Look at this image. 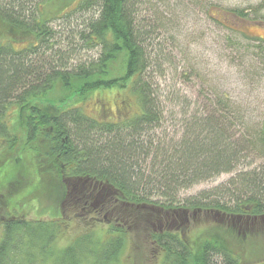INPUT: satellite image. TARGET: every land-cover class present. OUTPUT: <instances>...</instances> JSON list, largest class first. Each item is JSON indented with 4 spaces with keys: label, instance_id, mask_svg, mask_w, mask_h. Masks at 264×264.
I'll return each mask as SVG.
<instances>
[{
    "label": "trees",
    "instance_id": "1",
    "mask_svg": "<svg viewBox=\"0 0 264 264\" xmlns=\"http://www.w3.org/2000/svg\"><path fill=\"white\" fill-rule=\"evenodd\" d=\"M53 1L0 0V24L13 33L0 38V204L7 209L0 216V264H42L54 253L58 264H111L135 236L150 237L164 264H244L213 236L197 246L179 230L178 216L187 222L189 209L204 210L221 215L212 231L240 232L235 220L248 229L264 215V167L240 174L231 180L236 189L228 184L212 199L202 193L181 200L179 192L234 171L247 154H264V127L240 132L241 111L224 95L215 101L217 109L188 120L179 141L156 142L149 132L163 121L165 107L147 80L153 31L137 14L140 0H73L63 14L49 17ZM79 11L90 13L71 28L69 39L80 37L98 48V56L70 67L51 23ZM225 12L249 16L244 9ZM253 18L260 20L257 13ZM118 63L122 74L115 75ZM58 86L72 96L49 100ZM114 88L136 96L131 114L114 120L84 111L82 104L94 92ZM26 153L42 185L56 193L51 219L25 212L24 196L37 188L17 158ZM226 196L236 202L223 201ZM66 211L80 221L95 214L93 221L106 222L113 238L96 248L101 239L83 234L57 249L69 221ZM166 213L170 221L162 228Z\"/></svg>",
    "mask_w": 264,
    "mask_h": 264
},
{
    "label": "rangeland",
    "instance_id": "2",
    "mask_svg": "<svg viewBox=\"0 0 264 264\" xmlns=\"http://www.w3.org/2000/svg\"><path fill=\"white\" fill-rule=\"evenodd\" d=\"M72 1L54 0L47 8V15L54 17L63 14V11L72 6L73 3L69 5ZM137 9L140 19L148 23L153 31L147 43L151 60L147 80L152 83L165 107L163 121L149 132L156 142L167 146L179 141L185 133L188 120L217 109L215 101L224 95L241 111L243 123L238 125L240 132L244 131V128L263 129L264 0H140ZM229 9H244L249 16L248 18L233 16L225 12ZM89 13L75 12L72 18L55 19L51 23L57 33L60 49L68 50L70 67L78 65L80 61L89 62L98 56V48L85 45L80 37L72 36L69 39L73 32L71 28L80 25ZM256 13L260 20L253 18ZM12 37L13 33L0 24V38ZM119 63L116 65L115 75L122 74ZM70 96L71 93L58 86L50 93L48 99L60 102ZM136 102V96L130 91L114 88L94 92L82 106L91 116L117 120L124 114H131L132 106H135ZM17 121L21 133L22 120H18L17 117ZM22 157L25 160L20 154L17 155L25 165L24 171H28L30 180L37 186L28 194L25 192L30 191L32 185L22 192L25 194L23 199L27 204L25 212L30 218L51 219L56 215L54 200L56 193L42 185L32 155L26 153L22 154ZM263 167L264 154H247V158L237 165L234 171L181 189L179 199H191L202 193L209 194L210 199L215 198L217 193L223 194L222 188L228 184H231L229 185L231 189H236L231 180H236L240 174ZM38 177L39 185L36 180ZM237 186L240 187V184ZM221 198L231 204L236 202L235 196L232 199H227V196ZM13 208L15 206L12 204L9 210ZM6 211L5 206L2 207L0 204V216ZM100 213L103 216V213ZM65 214L69 221L63 237L56 243L57 249L66 247L83 234L101 239L99 243L94 244L96 248L104 246L113 238V233L108 231L106 222L98 224L93 221L95 214L91 215L92 219L88 221L74 218L69 211ZM117 214L118 211H113L112 217L115 218ZM168 214L163 216L162 228L170 221L167 219ZM220 216L206 215L204 210L189 209L187 222L178 216L181 223L179 230L184 231L190 240H195L197 246L213 236L219 239L221 245L238 255L244 264H263L264 215L255 223L252 222L251 226L248 225V229H243V222L235 220L236 228H240V232L236 233L228 232V229L224 228L219 233L212 231ZM175 217L177 218L176 215ZM228 220L226 218V221ZM172 223L176 226L178 222ZM209 232L210 235H207ZM156 251L150 237H128L119 260L111 264H134L135 260L138 264H164L163 252L158 255ZM58 263V257L54 253L42 264Z\"/></svg>",
    "mask_w": 264,
    "mask_h": 264
}]
</instances>
